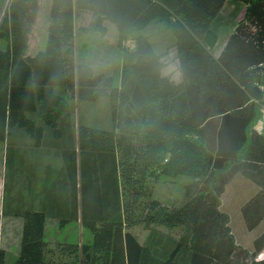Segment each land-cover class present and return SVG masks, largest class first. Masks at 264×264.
Here are the masks:
<instances>
[{
  "label": "trees",
  "instance_id": "trees-1",
  "mask_svg": "<svg viewBox=\"0 0 264 264\" xmlns=\"http://www.w3.org/2000/svg\"><path fill=\"white\" fill-rule=\"evenodd\" d=\"M226 1L244 5L243 18L211 52L210 27ZM76 9L94 15L81 33H104V21L114 25L117 86L89 64H75ZM37 12V0H8L0 19V143L13 130L34 146L47 136L61 140L60 123L74 99L108 98L111 128L79 124L77 150L58 148L63 166L48 207L13 214L23 220L14 264H264L257 260L264 231L247 251L219 208L225 187L240 175L258 188L241 207L246 230L264 221V133L252 127L264 111V0H50L45 47L31 56ZM154 21L175 38L178 82L161 76L164 56L141 34ZM180 175L190 180L181 206L152 198L160 177ZM49 218L59 228L79 219L91 242L49 249ZM134 226L148 230L142 242ZM49 251L62 258L48 259Z\"/></svg>",
  "mask_w": 264,
  "mask_h": 264
},
{
  "label": "rangeland",
  "instance_id": "rangeland-1",
  "mask_svg": "<svg viewBox=\"0 0 264 264\" xmlns=\"http://www.w3.org/2000/svg\"><path fill=\"white\" fill-rule=\"evenodd\" d=\"M37 2L38 12L30 34V46L26 51V55L31 56L44 49L46 28L49 23L50 0H37ZM5 4L6 0H0V17L4 13ZM243 14L244 7L241 3L236 4L235 2H230L223 6L220 15L216 17L210 27L216 36V39L211 41V44L208 42L211 52H216L217 47L224 40L223 38L230 34L236 23L243 18ZM93 17L94 15L89 11L75 10V29L77 33L75 36V47L77 61L89 64L90 60L94 62L96 58L98 61L97 66L94 63H90L93 64L90 66L94 72L111 76L113 78V85L117 86L120 79L121 61L116 47L117 32L114 25L108 21H104V33L90 31L87 36L79 32V28H87L90 26ZM141 34L147 37L149 44L157 54L170 58L179 71L174 47L175 38L165 29L163 23L158 21L151 22L141 31ZM130 42L131 39L126 45H130ZM0 47H3L2 42H0ZM79 124L105 130L110 129L111 117L108 98H102L92 102H78L77 99L72 100L67 113L63 116L60 123L62 131L61 140H52L50 136H47L44 143L48 145L54 143L59 146H64V144L68 145L69 142L74 143L75 131ZM252 127L256 131L264 133V111L261 112ZM25 136V134L20 133V136L16 137L18 139L16 142L21 143L23 139H26ZM189 181V178L183 175L174 178L160 177L154 184L152 198L165 205L179 207L184 201L185 186ZM247 185L246 180L240 175H237L221 196L219 208L229 218V226L236 244L247 251H252L253 240L264 230V223L255 231L249 232L246 230L241 216V207L245 204L244 195L248 190ZM153 227L173 236H177L181 232L178 228ZM131 232L142 242L148 230L143 226H134L131 228ZM262 257H264V251H262L257 259Z\"/></svg>",
  "mask_w": 264,
  "mask_h": 264
},
{
  "label": "crops",
  "instance_id": "crops-1",
  "mask_svg": "<svg viewBox=\"0 0 264 264\" xmlns=\"http://www.w3.org/2000/svg\"><path fill=\"white\" fill-rule=\"evenodd\" d=\"M229 3L230 1H226L224 6ZM242 6L244 7V5ZM73 29V52L76 64L78 61L75 47V36L77 34L75 29V11ZM84 34L88 36V33ZM226 37L223 39H226ZM29 43L30 35L28 48L30 46ZM90 63H94L95 66L98 65L96 58L94 62H91V60L89 62V65H93ZM180 78L179 76V80ZM20 133L22 132L13 130L10 136L11 139L9 138L10 140L7 139L3 143H0V250L3 251L1 264H14L20 252L23 220L13 214L26 208L40 209L41 205H47L48 207L47 193L49 192L51 182L55 180L57 172L63 166L62 159L58 155V148L74 147L77 150V129L75 131L74 143L69 142L68 145L64 144V146L54 143L52 145L42 143L39 146H34L27 136H25L26 139H23L21 143L16 142L18 141L16 137H19ZM236 176L225 187V190L231 185ZM242 178L245 179L244 177ZM245 180L248 184L247 193L244 195L246 203L258 191V188L247 179ZM262 223L264 221L253 231L259 228ZM43 235L49 249L58 243H70L81 246L82 244H89L91 242L90 232L82 227L79 219L68 223L63 228H59L57 220L46 219ZM46 257L48 259L62 258L57 252L52 254L50 251ZM63 259H66V257ZM260 259H264V257Z\"/></svg>",
  "mask_w": 264,
  "mask_h": 264
},
{
  "label": "clouds",
  "instance_id": "clouds-1",
  "mask_svg": "<svg viewBox=\"0 0 264 264\" xmlns=\"http://www.w3.org/2000/svg\"><path fill=\"white\" fill-rule=\"evenodd\" d=\"M159 72L162 77L179 81L180 73L176 65L168 57H162L159 62Z\"/></svg>",
  "mask_w": 264,
  "mask_h": 264
},
{
  "label": "water",
  "instance_id": "water-1",
  "mask_svg": "<svg viewBox=\"0 0 264 264\" xmlns=\"http://www.w3.org/2000/svg\"><path fill=\"white\" fill-rule=\"evenodd\" d=\"M7 3H8V0H6V4H5V7H4V10H5V8H6ZM2 15H3V14H2ZM1 17H2V16H1ZM1 17H0V19H1Z\"/></svg>",
  "mask_w": 264,
  "mask_h": 264
}]
</instances>
